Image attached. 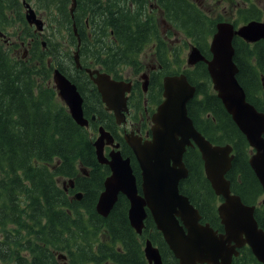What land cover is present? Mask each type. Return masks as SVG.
Here are the masks:
<instances>
[{
	"label": "trees",
	"instance_id": "1",
	"mask_svg": "<svg viewBox=\"0 0 264 264\" xmlns=\"http://www.w3.org/2000/svg\"><path fill=\"white\" fill-rule=\"evenodd\" d=\"M36 1L49 30L47 45L42 48L30 33L29 55L22 60L14 56L16 44L5 48L0 41V264L10 260L15 264H61L60 253L69 264H146L141 243L144 237L151 238L162 253L173 256L150 215L145 218L142 234L133 231L127 217L129 203L122 194L117 195L106 217L94 209L109 174L108 166L96 161L93 136L98 125L107 128L122 155L130 157L137 183L140 175L132 150L117 132L112 114L105 110L84 68L99 67L114 79H121L124 67L129 66L138 76L147 68L141 56L148 46L152 47L149 57L155 67L148 74V94L153 100L160 95L165 75L186 74L189 83L196 86L186 106L195 128L213 144H231L234 158L226 173L230 191L245 204H257L263 190L248 163L252 152L249 143L216 96L205 63L183 67L182 49L187 40L183 37V43L178 44L171 38L175 31L182 32L209 58V39L217 20L189 0H76L73 13L71 0ZM13 5L15 0H0L1 31L8 29L7 12ZM236 5L237 18H231L235 27L259 20L253 4ZM148 7L150 12L158 10L160 16L151 15ZM14 12L22 18L17 9ZM221 19L223 16L218 21ZM163 23L171 26L165 36L159 30ZM65 38L78 48L81 69L74 66L71 55L62 52L60 42ZM232 46L237 80L247 100L264 112V41L248 43L234 36ZM54 67L76 84L88 127L76 124L56 89L47 83ZM43 71L46 75L41 78ZM131 92L140 94L137 80ZM129 100L134 113L137 109L144 112V106L137 108L134 100ZM153 100L148 102L150 112L160 102L159 98ZM148 119L144 113L142 130L149 129ZM183 157L188 174L180 180L179 191L198 209L201 222L217 228L220 197L205 177L199 151L188 147ZM69 179L73 187L68 186ZM60 181L65 185L60 186ZM78 191L79 200L73 198ZM254 214L261 226V207ZM245 254L252 258L251 252ZM252 261L259 264L254 258Z\"/></svg>",
	"mask_w": 264,
	"mask_h": 264
},
{
	"label": "water",
	"instance_id": "2",
	"mask_svg": "<svg viewBox=\"0 0 264 264\" xmlns=\"http://www.w3.org/2000/svg\"><path fill=\"white\" fill-rule=\"evenodd\" d=\"M74 5L76 0H71V13ZM26 18L35 22L38 29L43 27V21L36 17L33 9L28 8ZM211 36L210 57L205 58L195 44L190 45L187 65L205 63L216 96L253 150L248 163L263 190L264 214V112L247 100L244 88L237 80L238 68L232 46L234 36L248 43L264 41V20L252 19L238 28L231 22H217ZM77 53L75 50L73 54L74 66L81 68ZM85 72L95 84L105 110L112 113L115 124L124 125L132 82L113 79L97 68H85ZM142 77V87L146 91L148 75L144 73ZM52 79L57 96L65 103L72 119L78 126L87 127L89 120L83 113V98L76 84L58 69L53 71ZM262 82L264 85V78ZM161 86L163 99L150 117V139H143L134 131L122 135L135 156L140 182L137 183L132 171L130 157L122 155L111 132L102 125L97 128L98 135L93 143L96 161L108 166L109 174L94 209L106 217L116 203L117 195L122 194L129 203L127 217L133 231L141 234L145 218L150 215L178 264H232V257L238 255L237 249L245 244L256 260L264 264V215L259 226L254 214L256 205L243 203L237 193L230 191V180L226 178L234 158L231 144H213L195 128L186 106L193 98L196 86L189 83L185 73L165 75ZM94 118L92 115L91 120ZM105 145L111 147L107 154L103 149ZM188 146H195L199 151L205 177L213 192L222 199L217 215L223 232H218L208 222H201L198 209L179 191L180 180L188 174L183 160ZM68 183L73 187L72 179ZM80 196L78 191L73 198L79 200ZM144 243L143 255L148 264H161L158 247L150 239ZM64 257V254L58 256Z\"/></svg>",
	"mask_w": 264,
	"mask_h": 264
},
{
	"label": "rangeland",
	"instance_id": "3",
	"mask_svg": "<svg viewBox=\"0 0 264 264\" xmlns=\"http://www.w3.org/2000/svg\"><path fill=\"white\" fill-rule=\"evenodd\" d=\"M189 1L195 2L197 4V6L203 11V13H206L210 18L214 19L215 21L217 20V22H221V21L228 22V20H229V22H232L231 18H237V11H236L237 5L236 4L240 3V0H235V1L234 0H189ZM152 4L153 3H151V5ZM36 6H37L36 0H15V5H13L11 7L12 10L9 9V11L7 12L8 19H9L8 29L4 30V31L0 30V41H1V43H3L2 45H4L5 48H7L9 46V44H11V45L16 44V48L14 46V48L16 49L14 51V56H17V58L20 57L22 60L23 59L25 60L27 58L26 55H29V52H28L29 51V49H28L29 44L28 43L33 40L32 36H28L30 33H33L34 34L33 38L35 37L37 40H39L42 43V48L47 45V43H46L47 41H46L45 36L49 35L48 34L49 30H48V27L45 29V23L43 22V27L41 29H38L35 22H33V21L29 22L28 20H26L27 19L26 14L28 13V8H31L35 11L36 17H38V19L43 21V19H42L43 13L40 10H37ZM70 7H71V4H70ZM15 9H17L19 11V14L22 15L21 19H20V16L19 17L16 16V13L14 12ZM151 10L152 9L150 7H148V11L150 12ZM70 13H71V11H70ZM150 13H151V15L154 14L155 17L160 16V14L158 13V10H156L154 12H150ZM222 16L225 20L221 19L218 21V19ZM216 25H217V23H216ZM159 30L163 36L166 35V31H167L166 28H164V30L162 31V26L160 25ZM174 34H175L174 35L175 37H171V38L172 39L176 38L178 44L183 43L182 42L183 37L186 38L185 41L187 40L188 45H185V48L182 49V51H183L182 56L184 59L183 60L184 61L183 67L189 68L187 65L186 57H187V53L190 50L189 49L190 40L182 32L175 31ZM211 38L212 37H210L209 42H210ZM67 41H68V39L65 38L64 40H62L60 42L62 45L61 46L62 52H64L67 55H71V61L74 62L73 54H74V51L77 50L78 48H75L74 45L69 44ZM65 43H68L69 45L66 47ZM151 50L152 49L149 46L143 50V54L141 56V60H143V62L147 61V63H149V62L152 63V59H150V57H149L151 55L150 53L152 52ZM68 64L71 66L70 63H68ZM152 65H153V63H152ZM183 67H182V69H183ZM87 68H89V67H87ZM95 68L99 69V67H93L91 69H95ZM124 68H126V69L123 71V75L121 73L120 76L122 78L120 80L134 82L136 79H138L140 77L139 75H141L144 72V71L143 72L141 71L142 73L140 72V74H138V76H139L138 77L132 73L129 66H125ZM55 69H58V68L57 67L53 68L51 75H50V78H48V82H47V83L51 84V86L53 85L54 88H55V85H54V81L52 78H53V71ZM41 74H42V75H40L41 78L45 77V75H46V73H44V71ZM141 83H142V79H141ZM147 85H148V83H147ZM147 85H146V87H147ZM58 99L60 100L59 97H58ZM63 104H65V103H63ZM97 135H98V132L95 131V134L93 136L94 139H96ZM59 184H60V186H64L65 181H64V183L62 181H60ZM262 197H263V194L260 195L258 202H260ZM0 236H1V234H0ZM146 239L151 240V238H149V237L143 238V240L141 242L143 250H144V246H145L144 241H146ZM152 243L155 246V242L152 241ZM61 261H62L61 262L62 264H69V262L67 261V258H65V257ZM3 264H15V260H10V261L3 263Z\"/></svg>",
	"mask_w": 264,
	"mask_h": 264
},
{
	"label": "flooded vegetation",
	"instance_id": "4",
	"mask_svg": "<svg viewBox=\"0 0 264 264\" xmlns=\"http://www.w3.org/2000/svg\"><path fill=\"white\" fill-rule=\"evenodd\" d=\"M242 5L243 7H247L248 5H254V7H255V9L258 11V14H259V20L260 21H263L264 20V0H240V3H238V5ZM152 7V6H151ZM263 17V18H262ZM164 25V27L162 28V31L164 30V28H166V29H168L169 30V28H171V26H168V25H166L165 23H163ZM243 24V23H242ZM167 32V31H166ZM190 45L191 44H189V47H190ZM151 49H152V47H151ZM144 63H146L147 64V68H146V70H144V72L142 73V74H146V75H148L149 74V71L150 70H154L155 69V67H154V65H151V63L149 62V63H147V61L146 62H144ZM81 64V63H80ZM151 65V66H150ZM76 67V66H75ZM81 68H82V66H81ZM81 68H77V69H81ZM84 71H85V68H84ZM86 73V72H85ZM73 74H75L76 75V78H78V79H81L80 78V75L79 74H76L75 72L73 73ZM87 74V73H86ZM142 74L141 75H139L138 77V79H136L137 81H138V87L140 88V94L138 93V94H134V95H132V89H131V91L128 93V98H127V105H128V108H129V110H127V115H126V122L124 123V125H117L116 124V130H117V132H119L120 133V135L122 136L125 132H128V131H134L137 135H140V136H142L143 137V139H150V126H151V123H150V117H151V115H152V113L155 111V109H156V107H157V105L160 103V102H158V103H156L155 104V106H154V108H153V112H150V111H148V109H147V106H148V102L149 101H151V100H153L152 98H153V96L151 95V94H148V90H149V75H148V85H147V90L146 91H144L143 90V87H142V83H143V77H142ZM88 75V74H87ZM88 77V76H87ZM90 79V78H89ZM141 79H142V83H141ZM132 82V81H131ZM93 83V82H92ZM84 84H85V81H84ZM161 84H162V81H161ZM133 85H134V82H132V87H133ZM89 98H90V96H88ZM133 99L134 100V104H135V106L138 108V106L141 104L142 106H144L143 107V110H144V112H142V111H139L138 109L135 111V113L132 111V108L130 107V105H129V102H130V100L129 99ZM160 99V101L163 99L162 98V91L160 92V95L159 96H157V98L156 99ZM156 99H154L153 101H155ZM89 101V100H88ZM89 102H91V101H89ZM107 111V110H106ZM107 112H109V111H107ZM109 113H111V112H109ZM144 113L146 114V115H148L149 116V119H148V127H149V129H145V130H142V126H143V120H144ZM151 113V114H150ZM112 114V113H111ZM95 116V115H94ZM112 117H113V115H112ZM114 118V117H113ZM95 119V118H94ZM93 119V120H94ZM114 122H115V120H114ZM115 124V123H114ZM100 125H98L97 126V128L99 127ZM88 127V126H87ZM97 128H96V131H97ZM107 129V128H106ZM108 130V129H107ZM112 134V133H111ZM114 137V136H113ZM124 139V138H123ZM114 140H115V142H117L116 141V139H115V137H114ZM188 147H192V148H195V146H188ZM187 147V148H188ZM187 148H186V150H187ZM103 149H104V152H105V154H107L109 151H110V149H111V147L109 146V145H105L104 147H103ZM186 152V151H185ZM184 155V154H183ZM219 197V196H218ZM262 200V199H261ZM261 200H260V202H257V204H255L256 205V208H260L261 207V209L263 208V203L261 202ZM222 201V199H221V197L219 198V201H218V205H219V203ZM218 205H217V207H218ZM217 207H216V210H217ZM255 208V209H256ZM152 219V218H151ZM154 221L152 220V223H153ZM217 225H218V227L217 228H215L218 232H223L224 231V227H222V225H221V223H220V218H219V220H218V223H217ZM144 227H145V225H144ZM152 228H153V226H152ZM156 228V227H155ZM145 229V228H144ZM143 230V229H142ZM157 230V229H156ZM143 233V232H142ZM156 236H158V235H156ZM162 236V235H161ZM157 239L159 238V237H156ZM157 247H158V250H159V254H161V264H178V261H177V259L175 258V256L173 255V256H170V255H168V254H164V253H162L161 251H160V249H159V246L157 245V244H155ZM169 248V247H168ZM170 250V249H169ZM171 251V250H170ZM237 251H239L238 252V255L237 256H233L232 257V260H231V263L232 264H255V262H253L252 261V258H254L255 259V261L256 262H258L257 260H256V258L254 257V255H253V253H252V251L249 249V247L245 244V245H243V246H241L240 248H238L237 249ZM248 252L249 254H250V252H251V254H252V258H249L248 256H246V252ZM172 253V252H171ZM146 259V258H145ZM145 262H146V264H148V261L147 260H145ZM259 264H261L260 262H258ZM62 264V263H61ZM203 264H207V263H203Z\"/></svg>",
	"mask_w": 264,
	"mask_h": 264
}]
</instances>
